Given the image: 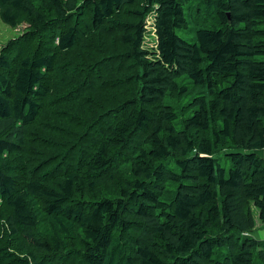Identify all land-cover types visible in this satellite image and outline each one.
Segmentation results:
<instances>
[{
  "label": "trees",
  "instance_id": "16d2710c",
  "mask_svg": "<svg viewBox=\"0 0 264 264\" xmlns=\"http://www.w3.org/2000/svg\"><path fill=\"white\" fill-rule=\"evenodd\" d=\"M0 17V264H264V0Z\"/></svg>",
  "mask_w": 264,
  "mask_h": 264
},
{
  "label": "rangeland",
  "instance_id": "374dc122",
  "mask_svg": "<svg viewBox=\"0 0 264 264\" xmlns=\"http://www.w3.org/2000/svg\"><path fill=\"white\" fill-rule=\"evenodd\" d=\"M193 19V17H191ZM27 25V23L22 22L21 24H18L17 26H12L6 22H4L0 17V47L5 44L9 39L14 38L18 36L23 28ZM179 34L186 40H193V32L185 31V30H179ZM152 39V35H148V41L150 42ZM255 220L257 223H259V219L257 214L255 213ZM264 229V228H263ZM252 235V234H251ZM253 236V235H252ZM254 237V236H253ZM262 238V237H261ZM256 262V261H255ZM259 262V261H257Z\"/></svg>",
  "mask_w": 264,
  "mask_h": 264
},
{
  "label": "crops",
  "instance_id": "0c3cea01",
  "mask_svg": "<svg viewBox=\"0 0 264 264\" xmlns=\"http://www.w3.org/2000/svg\"><path fill=\"white\" fill-rule=\"evenodd\" d=\"M261 156L264 157V148L257 151ZM264 227L261 225V223H257L255 225V229L250 233L257 239H264ZM262 237V238H261Z\"/></svg>",
  "mask_w": 264,
  "mask_h": 264
}]
</instances>
